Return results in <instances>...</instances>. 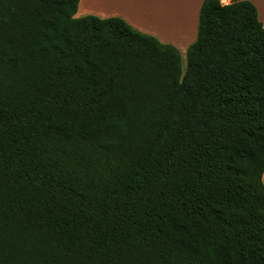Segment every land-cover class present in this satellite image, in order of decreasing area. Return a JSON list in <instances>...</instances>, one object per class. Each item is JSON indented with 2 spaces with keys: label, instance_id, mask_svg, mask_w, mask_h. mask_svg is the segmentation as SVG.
<instances>
[{
  "label": "trees",
  "instance_id": "1",
  "mask_svg": "<svg viewBox=\"0 0 264 264\" xmlns=\"http://www.w3.org/2000/svg\"><path fill=\"white\" fill-rule=\"evenodd\" d=\"M79 0H0V264H264V25L203 0L181 55Z\"/></svg>",
  "mask_w": 264,
  "mask_h": 264
},
{
  "label": "crops",
  "instance_id": "2",
  "mask_svg": "<svg viewBox=\"0 0 264 264\" xmlns=\"http://www.w3.org/2000/svg\"><path fill=\"white\" fill-rule=\"evenodd\" d=\"M233 1V0H228ZM264 25V0H248ZM203 0H79L75 16L120 17L130 26L176 47L181 55L197 38ZM186 65V64H185ZM264 184V171L262 174Z\"/></svg>",
  "mask_w": 264,
  "mask_h": 264
},
{
  "label": "rangeland",
  "instance_id": "3",
  "mask_svg": "<svg viewBox=\"0 0 264 264\" xmlns=\"http://www.w3.org/2000/svg\"><path fill=\"white\" fill-rule=\"evenodd\" d=\"M181 64H182V70L185 69V64H186V53L182 52L181 53Z\"/></svg>",
  "mask_w": 264,
  "mask_h": 264
},
{
  "label": "built area",
  "instance_id": "4",
  "mask_svg": "<svg viewBox=\"0 0 264 264\" xmlns=\"http://www.w3.org/2000/svg\"><path fill=\"white\" fill-rule=\"evenodd\" d=\"M220 1H221V3H222L223 5H226V4L230 3V1H228V0H220Z\"/></svg>",
  "mask_w": 264,
  "mask_h": 264
}]
</instances>
